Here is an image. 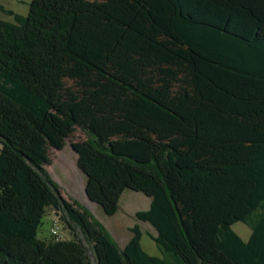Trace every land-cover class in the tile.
<instances>
[{
	"label": "trees",
	"instance_id": "1",
	"mask_svg": "<svg viewBox=\"0 0 264 264\" xmlns=\"http://www.w3.org/2000/svg\"><path fill=\"white\" fill-rule=\"evenodd\" d=\"M0 20V264H264V0H33ZM74 143L86 195L143 234L121 246L44 166ZM57 211L71 240L39 234ZM252 231L244 241L233 226Z\"/></svg>",
	"mask_w": 264,
	"mask_h": 264
},
{
	"label": "rangeland",
	"instance_id": "2",
	"mask_svg": "<svg viewBox=\"0 0 264 264\" xmlns=\"http://www.w3.org/2000/svg\"><path fill=\"white\" fill-rule=\"evenodd\" d=\"M33 0H0V20L6 21L9 24H14L15 20L2 10L12 11L18 15L26 18L29 14L30 5ZM86 133L82 129L77 128L71 136L67 139L63 149H48L49 164L44 168L48 172L49 177L59 184L61 187V194L67 201H77L80 205L92 213L93 217L99 221L111 234L112 238L124 248L131 238L134 237L132 228L137 226L143 234L141 246L147 254L151 257L164 258L166 255L163 250L158 247L153 241L152 236H156V231L148 223L142 222L137 219L136 213L147 211L151 208V198L145 195L126 190L122 194L120 207L118 213L113 217H108L101 206L92 203L86 195V175L79 170L77 165L78 155L73 150L74 143H81L86 141ZM61 227L62 240L73 239V232L69 227L62 222L61 215L53 210H48L43 225L38 235L40 239L49 241L51 238V230L55 223ZM233 230L242 237L246 242L250 239L252 231L249 227L242 224V222L233 226ZM89 256L92 264L96 261L89 251Z\"/></svg>",
	"mask_w": 264,
	"mask_h": 264
},
{
	"label": "built area",
	"instance_id": "3",
	"mask_svg": "<svg viewBox=\"0 0 264 264\" xmlns=\"http://www.w3.org/2000/svg\"><path fill=\"white\" fill-rule=\"evenodd\" d=\"M51 234H53L52 236L55 237V239L56 238L64 239V237L62 236L63 234L61 231V227L59 226V224L57 222L52 227Z\"/></svg>",
	"mask_w": 264,
	"mask_h": 264
},
{
	"label": "bare ground",
	"instance_id": "4",
	"mask_svg": "<svg viewBox=\"0 0 264 264\" xmlns=\"http://www.w3.org/2000/svg\"><path fill=\"white\" fill-rule=\"evenodd\" d=\"M53 235V234H52ZM58 239H61V238H58Z\"/></svg>",
	"mask_w": 264,
	"mask_h": 264
}]
</instances>
